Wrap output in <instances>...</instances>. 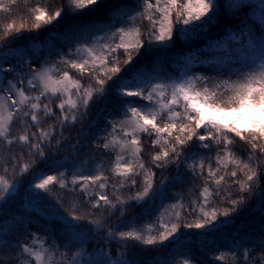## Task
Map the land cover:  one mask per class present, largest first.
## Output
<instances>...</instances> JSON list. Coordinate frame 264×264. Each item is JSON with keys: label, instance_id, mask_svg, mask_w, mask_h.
Listing matches in <instances>:
<instances>
[{"label": "snow or ice", "instance_id": "6c2138e0", "mask_svg": "<svg viewBox=\"0 0 264 264\" xmlns=\"http://www.w3.org/2000/svg\"><path fill=\"white\" fill-rule=\"evenodd\" d=\"M19 3L20 0H0V48H3L0 89L5 75L13 76L0 94V141L9 147L14 144L28 147L29 155H38L44 160L45 149L57 135L63 136L65 128L76 125L82 118L78 115L81 110L86 116L95 98L106 97L112 91L110 83L115 84L114 90L122 102L119 118L113 116L100 137L103 149L115 152L112 173L120 182L111 185L114 199L106 191L109 177L102 171L81 173L68 179L61 171L66 164L59 160L54 161V174L42 171L31 184L41 195L49 193L54 186L79 194L84 197L86 209H91L81 213L79 205L73 202L71 210L61 216L64 248L70 250L77 242H84L87 234L78 229L85 222L103 229L104 221L97 216V211L117 209V205H124L128 200L165 196V185L154 191L156 172L153 169L166 170L169 165L183 167L192 179L203 182L199 203L192 202V211L198 214V219L181 224L178 211L177 222L159 223L147 234L134 230L130 223L128 230L109 231L106 239L111 240L118 234L126 246L128 241L137 242L131 247L163 246L175 238L181 227L214 228L220 216L238 213L257 192L258 202L264 206V0H260L258 25L253 24L247 31L243 21L236 26L240 36L230 40H235L238 47L230 41L218 45L225 55L221 68L226 67L228 71L221 70L212 76L185 74L183 79L171 83L154 82L140 72L136 67L139 61L133 63L135 57L143 59L153 48L174 43L176 35L207 31V26L218 17L220 0H125L105 12L104 24L109 29L105 35H96L97 21L88 18L100 12L106 0H61L60 6L52 11L37 5L29 10L27 19L19 14ZM227 6L236 10V16H246L249 4L248 0H230ZM138 20L148 22L146 35L136 23ZM66 22L67 30L86 42L61 55L56 64L28 63V70L24 72L23 46L13 49L7 45L23 39L25 32ZM9 57H17V63H10ZM234 64L240 66L233 67ZM129 72L133 75L129 76ZM74 73L91 77L94 86H85ZM132 97L147 103L126 99ZM42 116L58 119L59 126L42 128ZM16 121L27 127L22 134L14 136ZM30 128L37 131L30 132ZM148 141L152 148L159 150L148 152L149 164H146L144 153ZM237 143L245 151L243 157L234 148ZM21 158L12 157L17 164ZM34 166V162H24L18 171L24 175ZM138 177L141 187L135 195L127 199L116 195L121 188L136 189ZM168 182L183 183L184 177L177 171ZM12 188L13 184L0 175V200L6 199ZM217 197L229 207L222 211L210 207ZM15 247L23 257L20 264H55L54 254L61 245L55 237L41 240L33 234L30 245ZM217 259L223 261L225 257L221 255ZM0 264L5 262L0 260ZM108 264H134V261L121 256L109 259ZM183 264L190 261L185 259Z\"/></svg>", "mask_w": 264, "mask_h": 264}, {"label": "trees", "instance_id": "16d2710c", "mask_svg": "<svg viewBox=\"0 0 264 264\" xmlns=\"http://www.w3.org/2000/svg\"><path fill=\"white\" fill-rule=\"evenodd\" d=\"M124 2L125 0H106L104 8L88 18L97 21L96 35H105L109 30L104 24L105 12L108 8ZM229 2L230 0H220L218 17L207 26V31L176 35L174 43L153 48L143 59L136 56L133 63L136 64L139 61L136 64L137 69L150 78L164 71L167 78L163 82L171 83L187 74L188 64L185 58L188 56H195V60L204 63L212 60L217 67L221 68V63L225 60L224 53L214 49L209 51L208 48L215 41H230L238 47L235 40H230L231 37L240 36L236 26L243 21L242 26H246L245 31H247L253 24H259L261 15L260 0H248L246 16L243 14L236 16V10L229 9L227 6ZM60 4L61 0H20L18 12L27 19L29 10L34 6L42 5L52 11ZM136 23L140 24L146 35L148 22L138 20ZM101 29L103 31H100ZM23 37L15 43L8 44L7 47L15 49L23 46L26 57L23 62L24 72H27V62L33 57L38 59L40 64H56L61 55L67 54L69 50H74L81 43L86 42L67 30V22L42 26L38 31L23 33ZM35 46L38 48L35 49ZM2 51L3 48H0V52ZM17 60V57H10V63L16 64ZM74 75L81 79L85 86H94L91 77H80L75 73ZM128 75H133V72H129ZM9 80H13V76L6 74L4 83L7 84ZM110 88L112 91L106 97L94 99L86 116L81 110L78 115L82 118L75 126L65 128L63 136H56L51 146L45 149L44 160H41L38 155H29L28 147H22L20 144L9 147L0 141V175L5 176L13 184L7 198L0 200V260H3L5 264H20L23 257L19 248L15 246L30 245L35 234L41 240H51L55 237L57 243L61 245L59 251L54 254L55 264H104L107 257L117 259L121 256L134 261V264H183L185 259H188L190 264H261V257L264 256V247H262L264 245V206L258 202L259 192L249 197L248 203L242 205L238 213L234 212L229 217L220 216L214 228L181 227L175 238L166 241L163 246L138 244L136 247H131L130 245L137 243L133 241H128L126 246L125 242L119 239L118 234L111 240L106 239L109 231L128 230L130 223L134 230L147 234L149 229H154L159 223L177 222L176 212L178 211L181 213L179 217L181 224L194 223L198 219V214L192 211V202L199 203L203 182L192 179L191 173L183 167L177 169L173 165H169L166 170L153 169L156 172L154 191L165 185V196L144 201L128 200L124 205H117V209H109L107 212L97 211V216L104 221L103 229L89 226L85 222L84 226L78 229L87 234L84 242H77L70 250L63 247L65 239L61 216L71 210L70 206L73 202L79 205L78 210L81 213L91 209H86L83 205L84 197L79 194L73 195L54 186L49 193L41 195L39 190H33L31 184L46 168H51L54 174V161L59 160L66 164L61 171L68 179L73 176L74 166L80 168L84 174L102 171L109 177V188L106 191L110 199H114L111 185H119L120 182V178L114 177L112 173L115 152H106L102 147L103 140L100 139L105 133L108 121L112 120L113 116L119 118L122 111L121 99L114 90L115 84L110 83ZM126 99L137 100L134 97ZM58 102V100L55 101V103ZM55 103L52 105L54 110ZM137 103L147 102L137 100ZM59 115L57 112L56 116L59 117ZM49 125L58 127L59 120L42 116L41 127L47 129ZM26 127L27 125L16 121L13 126V135L22 134ZM29 131L36 132L37 129L30 128ZM57 140L60 141L59 144ZM234 148L242 157L245 155L240 143H237ZM158 150V148H152L151 141L147 142L144 153L146 164H149L148 152ZM14 156L22 157L20 164L12 159ZM24 162H34L35 166L29 173L21 175L18 169ZM177 171L184 177V182L169 183L168 181ZM137 180L136 189L130 191L127 188H121L116 195H119L121 199L135 195L141 187L140 178L138 177ZM233 192L235 194V189ZM211 206L221 211L229 207L227 203H222L219 197L215 198ZM152 234L155 235L156 232L153 231ZM98 253L102 256L92 263L87 262L86 256L93 257ZM221 255L225 257L223 261L217 259ZM10 257L13 259H9Z\"/></svg>", "mask_w": 264, "mask_h": 264}, {"label": "rangeland", "instance_id": "374dc122", "mask_svg": "<svg viewBox=\"0 0 264 264\" xmlns=\"http://www.w3.org/2000/svg\"><path fill=\"white\" fill-rule=\"evenodd\" d=\"M223 42V41H215L211 47L208 48L209 51L211 50H216L218 52H221V49L218 47V45ZM35 49L38 48V46H35L34 47ZM8 61L10 62V57L8 58ZM185 61L187 62L188 64V70H187V74H207L209 76H212V75H215L218 71H228V68H220V67H217L214 62L212 60H209L208 63H204L202 61H197L195 60V56H188L185 58ZM211 62V64L209 63ZM28 63H36V64H40L38 59H31L27 62V65ZM5 66L7 67V64H5ZM237 66H240L238 64H234L233 67H237ZM28 70V69H27ZM167 77H166V74L164 73V71H162L160 74H156L154 76L151 77V79L154 81V82H161L163 80H165ZM184 77H182L181 79H183ZM223 78H226V77H223ZM8 87V83H4L3 84V89H0V94H2L3 90H6ZM75 168L72 169V172H73V176H79L81 173H82V170L80 168H76V166H74ZM43 171H47V172H50V173H53V170L51 168H46L45 170ZM72 176V177H73ZM34 191H38V190H35L33 189ZM29 206V203L27 204ZM136 230V229H135ZM33 238V237H32ZM84 256V255H82ZM100 256H102L100 253L96 254L95 256L91 257V256H86L87 258V262L88 263H92L94 261H96L97 258H99ZM109 259L111 260H115L114 258L112 257H107L106 258V261L104 262V264H108V261Z\"/></svg>", "mask_w": 264, "mask_h": 264}]
</instances>
